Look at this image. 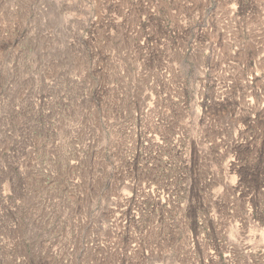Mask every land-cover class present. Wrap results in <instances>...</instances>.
<instances>
[{"label": "rangeland", "instance_id": "obj_1", "mask_svg": "<svg viewBox=\"0 0 264 264\" xmlns=\"http://www.w3.org/2000/svg\"><path fill=\"white\" fill-rule=\"evenodd\" d=\"M0 264H264V0H0Z\"/></svg>", "mask_w": 264, "mask_h": 264}]
</instances>
